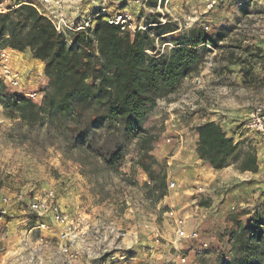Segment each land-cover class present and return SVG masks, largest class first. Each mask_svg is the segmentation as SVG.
<instances>
[{
	"label": "rangeland",
	"instance_id": "1",
	"mask_svg": "<svg viewBox=\"0 0 264 264\" xmlns=\"http://www.w3.org/2000/svg\"><path fill=\"white\" fill-rule=\"evenodd\" d=\"M218 1L217 7L206 11L203 0H162L163 9L154 13L148 10L141 12L145 20L157 22L160 11H163L169 23L167 27L151 28L152 35L158 37L154 40L155 46L156 43L159 46L172 43L174 37L184 34L188 29L172 33L168 30L176 23L182 26L193 17L196 20L192 28L201 27L217 43V46L208 43L201 47L204 54L202 67L206 69L203 84L193 93L189 92L184 98L186 102L179 103L174 109L179 130L194 124L195 113L208 107L218 111L223 109L220 117L228 114L241 119L244 111L255 105L264 106V0ZM93 2L83 0L78 14L90 17L94 10ZM29 76L24 73L25 82L31 80ZM193 77L186 78L188 82L181 86L179 94L183 95L190 89ZM8 90L11 94L20 95L17 88ZM187 106L190 107L189 113ZM192 106L197 108L191 111ZM166 118L165 110L156 105L144 123L157 136L153 148L159 149L164 145L165 156L157 160L166 173V187L168 180L176 183L174 188L166 189L165 195L173 197L174 203L158 207L160 199L154 201L149 197L144 186L151 181L150 178L134 163L135 140L124 149V157L117 167H106L99 161L81 164L64 155L56 146H42L38 127L16 124L17 120L9 119L0 105V264H24L30 259L21 246L25 219L29 214L15 208L20 205L12 208L2 203V197H16L20 192L28 194L30 189L31 193L37 194L52 189L58 201L70 211L78 206L94 213H109L120 225L136 233L140 244H135V250L125 251L126 264H199L203 256H206L207 263L218 259L227 264L230 243L224 232L231 226L228 218L243 210L247 213L239 220L246 223L255 215L264 213V182L256 173L238 171L235 162L214 172L207 163L196 161V176L178 169L175 163L168 165L169 148L164 140ZM243 141L238 143L242 147L246 146ZM198 176H201L199 181ZM197 183L204 186L202 194L195 192ZM182 197L191 198L188 201L191 212L186 213ZM169 207L179 209L181 215L188 217L186 229L190 234L192 231L197 233L195 237L185 239L179 250L169 243L173 239V229L163 221V212ZM143 220H155L166 240L155 246L143 241L140 224ZM181 256L187 258L183 263L179 259ZM27 262L62 264L53 259L50 250L35 254L31 262Z\"/></svg>",
	"mask_w": 264,
	"mask_h": 264
},
{
	"label": "trees",
	"instance_id": "2",
	"mask_svg": "<svg viewBox=\"0 0 264 264\" xmlns=\"http://www.w3.org/2000/svg\"><path fill=\"white\" fill-rule=\"evenodd\" d=\"M147 4L154 7L156 0ZM151 28L130 37L98 18L92 30L96 54L90 36L74 33L70 40L76 47L68 46L66 37L29 5L0 13L1 48L29 49L43 63L47 79L41 103L11 94L0 81V105L16 124L38 127L42 146H56L81 164L99 161L117 167L124 149L135 140L134 163L150 178L144 186L157 201L167 194V176L151 155L157 136L145 127L146 117L158 99L179 91L186 78L199 73L204 63L201 47L217 43L204 29L193 27L174 37L171 49L160 52ZM178 29L176 23L168 32ZM195 131L199 160L214 170L235 162L238 171L256 173L252 147L234 143L213 121L196 125ZM246 213L241 210L228 218L231 226L224 232L230 243L227 264H264V213L242 223L239 218ZM205 258L199 264H222L218 259L207 263Z\"/></svg>",
	"mask_w": 264,
	"mask_h": 264
},
{
	"label": "built area",
	"instance_id": "3",
	"mask_svg": "<svg viewBox=\"0 0 264 264\" xmlns=\"http://www.w3.org/2000/svg\"><path fill=\"white\" fill-rule=\"evenodd\" d=\"M83 0H0V13L18 8L21 5L33 7L39 15L45 17L54 29L66 37L68 46L76 47L70 40V35L77 32H84L92 40L93 50L97 54L96 39L92 33L96 20L101 18L107 24L115 26L122 35L133 37L138 32H144L156 25H163L166 22L165 14H161L158 23L145 20L141 15L142 11L157 12L162 0H157L154 7L148 6V0H93L94 10L89 17L79 15L80 3ZM205 10L209 11L219 5L218 0H203ZM196 18H190L179 24V29L187 30L192 28ZM176 32V31H175ZM154 37L156 41L158 37ZM172 43H163L161 46L156 43V51L163 52L165 48L171 49ZM146 53L152 54L150 50ZM35 59V58H33ZM39 65L35 77H45L43 63L35 59ZM17 52L10 48L0 49V81L10 89L17 88L19 94L36 103L43 99V86H34L32 80L24 81V73L17 68ZM206 69L201 67L199 73L192 78L190 89L183 95L178 91L170 94L167 98L157 100L156 105L161 106L167 113L165 120L166 131L164 140L169 148V156L166 162L171 165L177 156L188 147L185 135L177 129V114L174 109L179 103H185L189 92H192L203 84ZM37 80V78H34ZM34 86V87H33ZM169 99V100H167ZM195 106H192L193 111ZM198 113V112H197ZM206 122V121H205ZM215 122V121H213ZM204 123V122H203ZM217 123L225 135L239 143L248 139L249 145L254 150L257 162L256 174L264 182V106L255 105L247 110L241 119L234 115L225 114L218 117ZM201 124V123H200ZM236 125H239L237 128ZM149 183V181H147ZM175 181H167V189L175 187ZM204 186L196 184V194H202ZM18 193L16 197H2V203L13 206L20 205L29 217L25 219L24 233L21 239L23 247L29 260L35 254L50 250L53 259L62 264H126L127 256L124 253L130 249L135 250V244L140 238L132 230L120 225L109 213H94L91 211L76 209L70 211L61 204L52 189H47L42 194ZM158 202L157 206L160 207ZM197 207V205H196ZM163 221L173 229V239L169 240L171 246L179 250L183 241L195 237L197 233L191 234L186 229V217L181 215L180 210L169 207L163 212ZM143 229V236L146 242L155 244L166 240L155 220H143L140 222ZM33 236L35 240H33ZM140 244V243H138ZM28 259V258H27ZM132 259V258H131ZM180 262L187 260L181 256ZM24 264H29V262Z\"/></svg>",
	"mask_w": 264,
	"mask_h": 264
},
{
	"label": "crops",
	"instance_id": "4",
	"mask_svg": "<svg viewBox=\"0 0 264 264\" xmlns=\"http://www.w3.org/2000/svg\"><path fill=\"white\" fill-rule=\"evenodd\" d=\"M15 52H17V62H16L17 68L20 71H22L23 73H26L27 76L30 75L29 77H31V80H32L34 86L39 85L41 87L43 85H46V83H47L46 77H42L41 75L38 76V77H35L37 69L39 70V65L37 64L35 59H33L30 50L26 49V50H24L22 52L15 50ZM42 70H43V66H42ZM31 71H32V73H31ZM34 78H37V80H34ZM186 82H188V79H185L182 82L181 86L185 85ZM198 106L200 107L201 105L198 104ZM189 108H190L189 106L186 107L187 113H189ZM204 108H205V105H203V109ZM220 109H222V108H220ZM222 111H223V109L221 111H218L217 109H210L208 107L205 111H200L198 113H195V116H194V119H193L194 124H190V126H186L183 129H181V132L186 137L188 147H187V149L185 151H182L177 156V158H176V160L174 162L175 166H177L178 169L182 168V170H187V172L193 173V175H195V176L197 175V172H198L197 170L198 169L196 168L194 163L196 161H199V159H198L196 151H195L197 138H198L197 132L195 131V127H196V125H198L200 123H203L205 121H215L216 122L217 118L220 117V114H222ZM245 113H246L245 111H244V113H241V116L245 115ZM247 143H248V139H245V141H243V145L246 144V146H243V147H247ZM163 146L164 145H162V147H160L159 149L154 147L153 150L151 151V154L156 159H159V158H162V157L165 156L166 151H165V148ZM183 167H185V169H183ZM210 169L214 170L212 167H210ZM223 169H225V168H223ZM220 170L221 169L214 170V172H217V171H220ZM248 173L249 174H254V173H251V172H248ZM170 177L171 176L168 175V178H170ZM172 178H174V177H172ZM197 178H198V181H199L201 176H198ZM197 178L195 179L196 181H197ZM183 180H184V178H181V181H183ZM182 198L184 199L183 208H187V209H185L186 213L191 212L192 208L191 207L188 208L189 207L188 201L191 198L190 199H189V197H182ZM173 199H174L173 197L164 196V197H162L159 200V202L162 205L171 204V203H174ZM10 207H12V206H10ZM12 208H11V210H12ZM15 208H19L20 212H23V213L26 212L21 206H16ZM76 209H80V207L77 206L74 210H76Z\"/></svg>",
	"mask_w": 264,
	"mask_h": 264
}]
</instances>
